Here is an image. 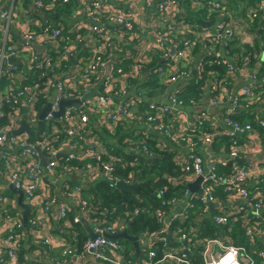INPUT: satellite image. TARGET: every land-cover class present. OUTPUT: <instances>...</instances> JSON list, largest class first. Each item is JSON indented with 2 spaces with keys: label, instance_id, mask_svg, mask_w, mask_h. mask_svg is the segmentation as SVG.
Masks as SVG:
<instances>
[{
  "label": "built area",
  "instance_id": "obj_1",
  "mask_svg": "<svg viewBox=\"0 0 264 264\" xmlns=\"http://www.w3.org/2000/svg\"><path fill=\"white\" fill-rule=\"evenodd\" d=\"M16 1L0 0L3 25L0 119L5 116L6 108L13 116L8 125L0 127V181L22 192V203L28 206L29 213L24 226L15 198L0 190V264H24L20 257L22 246L26 247L29 264H43V261L50 264H195L193 256L197 249H200L197 259L200 264H254L249 251L229 243L225 235L230 233L236 218L247 221L251 215L245 235L251 242L264 237L259 227L260 224L264 227V189L259 186L249 189L257 170L238 162L249 157L244 146L252 144L254 138L264 142V67L254 55H244L245 47L254 51L252 25L254 18L264 23V0H256L257 6L240 0L244 2L237 8L229 6L230 0H226V4L224 0H195L191 9L205 13L203 22H213L205 32L195 31L193 23L181 19L174 0H75L78 7L73 14L76 17L70 21L78 19L80 24L68 23L61 27L44 25L34 18L24 19L15 7ZM22 1L40 15H58L69 3V0ZM140 7L154 8L155 13L149 19L141 18L140 22L137 14ZM239 15L243 20L239 27L241 33L235 21ZM103 18L106 23L101 22ZM258 26L264 27L260 23ZM111 27L118 30L113 32ZM11 29L18 30L20 43L35 42L42 46L41 54L27 45L15 48L9 38ZM66 29L76 35L68 44L62 34ZM145 29L152 32L146 49L131 56L125 46L132 41H142ZM81 32L84 40L77 36ZM202 40L206 44H202ZM229 41L237 45L236 50L231 49ZM199 43L202 52L195 58L192 51ZM83 50H87L85 56H81ZM233 51L239 52L233 55ZM107 56L113 61L116 59L113 70L103 76L101 68ZM210 57L215 59L205 62ZM8 60L18 65L9 64ZM214 64L224 65L225 72L217 74L208 70ZM35 69L40 70L39 81L23 83ZM144 73L154 75L156 85L169 89L167 97L145 99L139 88L143 82L137 83ZM199 73H203V79L215 80L209 93L205 92L201 98L179 97L194 84ZM177 82H181V86L174 88ZM236 86L233 92L230 87ZM94 91L98 93L82 100ZM63 100H80V106L65 108L60 117H55ZM143 101L148 103L146 107H141ZM47 106L49 110L42 119L44 128L40 133L38 117ZM199 106L218 110L214 116L220 126L217 134L204 129L211 123L207 113L185 117L184 108ZM256 106L260 111L253 116L254 126L240 125L234 120V113ZM93 112H100L105 119L101 126L108 129L110 136L123 121L124 125L134 121L132 133L121 143L117 142L118 138L112 140L106 136L101 140L96 135H101L102 130L96 127V132L90 120ZM22 121L38 133L37 139H31L26 132L13 134ZM239 134L244 135L245 145L237 140ZM157 135L178 144L161 148L155 140ZM225 139H230V146L222 152L227 153L225 157L219 158L212 148ZM109 141L116 149H125L149 161H159L167 149L175 156L173 165L178 182L174 184L173 179L164 177L165 184L156 191L159 200L152 214L157 227L135 234L139 250V255L135 256L123 242L110 237L128 233L141 209L126 208L125 213L121 205H109L101 195H87V187L71 186L68 182L74 173L73 167L61 161L62 157L76 162L95 161V165L87 162L83 171L115 191L119 186L116 175L120 173H128L129 181L125 185H132L135 179L130 172L139 161L137 158L128 162L119 159L108 148ZM179 149L185 151L181 158L175 153ZM39 155L44 159L43 165ZM188 185L192 188L187 189ZM217 192L230 203L227 214L209 212V205L218 202ZM137 202L144 204L140 199ZM237 202L240 205H236ZM176 206H182L181 210L171 213ZM51 209L60 236L46 234ZM196 210L200 211L199 215ZM207 216L218 229L216 237L199 234V225ZM72 224L86 233L88 238L84 243L80 244L79 234ZM201 227L204 232L202 224ZM256 254L263 264L264 251Z\"/></svg>",
  "mask_w": 264,
  "mask_h": 264
},
{
  "label": "crops",
  "instance_id": "obj_2",
  "mask_svg": "<svg viewBox=\"0 0 264 264\" xmlns=\"http://www.w3.org/2000/svg\"><path fill=\"white\" fill-rule=\"evenodd\" d=\"M174 1L180 7V9H178V11H177V14H179V15L182 14V12H183L182 9L184 10V6L182 4L184 3V0H174ZM186 1L187 0H185V2ZM194 1L195 0H189L190 8H191L192 4L194 3ZM230 2H232V3L229 4V6L231 8H237V7L241 6V2L238 1V0L237 1L230 0ZM224 3L226 4L227 1L224 0ZM141 6H143V4ZM15 7L17 8L18 13L20 15L23 14L24 19L34 18V19H37L38 21H40L41 23H43L44 25H46V23H48V22L52 23L53 25H56V23H53L55 20H48V21L45 22V21H43L41 19V16L45 15V14L51 15L53 17L57 16V15H55V13H45V14L41 13L42 15H40L37 12L34 11V9H33V7L31 5L26 4L22 0L21 1L17 0L16 4H15ZM154 11H155L154 8L149 10L148 8L140 7L137 10V14L140 17V22H141V18H142V20L151 18L154 15V13H155ZM180 17H181V15H180ZM70 20L71 19L64 20L65 23H63V24L64 25H67L68 23L71 24V25L80 24V21L78 19H75L72 22ZM257 25H258V23H257ZM240 26H242V25L240 24L237 27V30H238L239 33L242 32L240 30V28H239ZM2 28H3V25L1 24V21H0V35L2 33ZM253 28L255 29V32H254V35H253L254 39H255V47H254V54H252V55H254L255 60L258 59V63H260V66L263 68L264 67V42L259 39L258 26L253 27ZM261 28H263V27H261ZM66 30H70V29H66ZM145 31H146V33H145L142 41H140V42L139 41L138 42L132 41L129 45L125 46V50L128 53H130L131 56L132 55H137L139 52H142V51H144L146 49V43L150 39V34L152 32L149 31L148 29H145ZM10 35H11L9 37L10 41L11 40L13 41V44H14L15 48L19 49L21 47H24V45L28 46L27 43L26 44L24 42L20 43V34L18 33L17 29H11ZM230 43H231V41H229V45H230L231 49L236 50L237 45L230 44ZM111 53L112 52H110L109 54H111ZM106 58H107V62L109 60H112V59H109L110 57H108V56ZM198 58H199V56H198ZM250 58L252 60L251 56H250ZM115 59H116V57H115ZM115 59L112 62V70H113V65L115 63ZM255 60H253V61H255ZM75 64H76V62L72 63L71 67H74ZM15 65L17 66L18 63L16 62ZM101 71H102V74L104 76L105 75L104 68H101ZM141 81L143 83H141L139 85V88L141 89L140 91L142 93L144 92L145 99H147V100L161 99L162 100L165 97H167L169 89H165V87H159L158 85H156V78H155L154 75L149 74V73H144V74H142V79L140 78V80L137 83H139ZM205 81H208L207 86H206V91H205L208 94L209 93V89H210L212 83L214 84L215 80L214 79L211 80L210 78H208V79H205ZM233 81H235L234 78H233ZM180 86H181V82H177V83L174 84L173 87L174 88H179ZM230 88L233 90V92H235L237 90L238 86H236L234 89L232 87H230ZM143 103H144V105H142L141 107H143V106L146 107L147 104H148V103H146L144 101H143ZM199 107H201V106H199ZM256 107L257 108L251 109V110H248V111H245V112H238L237 116L239 117V119L241 118L242 121H239V120L236 119V122L239 121L238 123L241 122L242 124H248L249 122H251L252 119H253L254 114L256 112L260 111V108L258 106H256ZM196 108H198V107H195V108H192V109L184 108L183 109V113H184L185 117L187 119H189V116H192L193 114H201L199 112L193 111ZM207 114L215 116L216 114H218V110H217V112L215 114H211V113H207ZM90 120L92 122V125L93 124L95 125L94 129H95L96 132H97V128L96 127H99L102 130L101 135L97 134L96 135L97 137L100 136L101 140L105 139L104 136H106L108 138H112V140L114 138H118V140H117L118 143H121L124 140V138L129 135V133H132L133 127H134V121H128L125 125H124V121H123V122H121L120 124H118L115 127V129L113 131L115 134L113 136H110L108 134V132H107L108 129L105 126H101V122H103L105 119L100 115V112L91 113L90 114ZM22 123L25 124V127H26L27 130L24 129V130H22L19 133L26 132L30 136L31 139H33V140L37 139L38 137L35 138V136H39L38 133H36L31 128H29L25 121H22L20 123L19 129L16 130V131L14 130L13 134H19L18 131L21 129ZM188 123L191 124L192 120H189ZM155 138H156L155 139L156 143L161 148H167L168 146L169 147H174L175 145L178 144V143L176 144V143L168 142L167 140H164L162 137H160L158 135L155 136ZM237 140L239 141L240 144L245 145L246 140L244 138V135H241V134L237 135ZM226 141L227 140L225 139V140H223V142H220V143L217 144L219 147H217V145H216L214 148H212L213 153L215 154V156H217L219 158L225 157V155L227 153H222V152L228 150L227 146H226V143H225ZM112 143L113 142H110V144H108L107 146H108L109 149L113 150L112 153L117 155L119 159H121V160H123L125 162H128V161H133L134 158H137V160L139 161V165L130 172L131 178L135 179L132 182L133 183L132 185H125V183L128 180V173H125L123 175L120 173L119 175H116L117 176L116 178L119 180V186L117 187V191L118 192H120V190H122V189H124L126 191L129 190V191H131V192H129L130 196H131L133 194H136L137 190L141 189V187L144 186L151 193H149V195H147V197H146L147 200L146 201H143V200H140V201H143V203L146 204V203H149V200H152L153 202H155V205H156L158 203V200H159L158 196L156 194V191H158L159 189L162 188V185H161V181L162 180H161V178L167 176L168 179H173L174 180L172 183L177 184L178 175L176 174L175 171H173L172 174H170L171 171L164 170V165L163 164L161 166H157V165H159V162H160V160L162 158L159 161H149V160L144 159L143 157H137V156L135 157V155L127 153V151H125V149H123V150L116 149ZM223 146L225 147V149H222ZM244 150H245V153H247V155L249 157H247V159H244V160L243 159H239L238 162L241 163V164H244L246 166L252 167L253 169L257 170V176H255L250 181L249 189H253L256 186H259V187H261V189H264V142L260 141L258 138H254L253 141H252V144H250L249 146L248 145L244 146ZM164 151H163V153H164ZM210 151H211V148H210ZM172 153H173V151H172ZM175 153H176V156L178 158H181L182 155L185 154V151L183 150V152H182L179 149V150H176ZM39 156L41 157V155H39ZM174 158H175L174 155H173V157L171 156V162L172 163L174 161ZM39 162L41 164L40 159H39ZM159 170L161 171V174H158ZM66 181L67 180L63 179V183H66ZM68 183L71 186L83 185V187H87L88 190H89L87 192V195H89V196L90 195H93L95 197L97 195L100 196V192L98 190V185H97V183L99 184L100 182L94 181L93 178H92V175L89 174L87 171L85 172L82 169H79L78 172H76V173L74 172L71 175V177H69V182ZM195 184H198V181H196ZM8 187H9L8 185H6V184H4L3 182L0 181V190H1V192H3L4 194L6 193V195L8 197L15 198L16 207L18 208V210L20 211V214L22 215L23 210L18 206V196L15 193L9 191ZM186 188L187 189H191L192 186L188 185ZM183 190H181V191H183ZM10 193H12L14 196L11 195ZM152 196H154V197H152ZM217 196H218L217 204H214V205L212 204L211 206L209 205L210 214H215V213H217L219 211L222 212L223 214H227L229 212V210H230L229 201L225 198V196L222 193L217 192ZM109 205L113 206V204H109ZM236 205H240V203L237 202ZM236 205H234V206H236ZM182 206L179 207V208L176 206L172 210L171 213L175 214V213L179 212L181 210ZM176 208H177V210H176ZM196 214L199 215L200 211L196 210ZM27 217H28V215H27ZM47 219H48V223H47V226H46V234L47 235L60 236V232L58 230H56L57 229L56 222L54 221L56 219L53 216L52 209L49 211V215H47ZM135 219H134V221H135ZM205 219H206V221L205 222L201 221V223L199 225V232L202 231L201 224L203 225L205 231L207 229V225L208 224H209L210 227L211 226L215 227L211 223V220H210V218L208 216L205 217ZM236 219L246 221L245 219H243L241 217H238ZM236 219H235V221H236ZM234 222H233V225H234ZM233 225L230 228V233L226 234L225 236H227L229 243L235 245V242H234L235 239L233 237V233H234ZM248 225H249V222H247V225L244 227V231H245V229H246V227ZM215 230H216V232H215L216 236H218V229L216 227H215ZM128 233H126L128 236H130L132 238H135L136 235H132L131 236V233H130L129 230H128ZM58 238H60V237H58ZM261 238L256 240V241H254V242L250 241L251 242V247L249 248L248 251H249V253L251 254L252 257H253V255L256 256V257H253L254 264H262L260 259H259V257L256 254L258 251H264V237H261ZM119 240H126L125 242H123V244L127 247V249L132 251V255H134V256L135 255H139L138 244H137L136 240H135L136 245L132 241H129L127 239H119ZM257 243L261 245V247H259V249L256 248ZM236 246H241V245H236ZM196 255H198V254H196ZM23 256H24V259H23L24 264H29L28 258L26 256V252L23 253ZM194 262H195V264L196 263L200 264V262H198L197 260L196 261L194 260ZM43 264H50V263H48L47 261H43ZM263 264H264V261H263Z\"/></svg>",
  "mask_w": 264,
  "mask_h": 264
},
{
  "label": "trees",
  "instance_id": "obj_3",
  "mask_svg": "<svg viewBox=\"0 0 264 264\" xmlns=\"http://www.w3.org/2000/svg\"><path fill=\"white\" fill-rule=\"evenodd\" d=\"M59 1V0H58ZM240 1V0H238ZM248 5H254L257 6V2L256 0H246ZM241 3H243L244 1H240ZM184 6V10L182 9V14L181 15V19H184L186 21H189L191 23H193V25L195 26V31H199V32H205L206 27H203L200 24V21L205 19V13H203L202 11H197V10H191L190 6H189V0H187L182 4ZM179 6V5H178ZM77 2L75 0H69V3L64 5L63 8H61L60 11H58L57 18L53 23H56V26L61 27L62 25H64L63 23L64 20H68L72 17H76V14H73L74 11L77 10ZM180 9V7H179ZM61 17V18H60ZM189 17V18H188ZM235 21L237 23V26L243 23L242 17L239 15L238 17H235ZM101 22L106 23L105 19H101ZM208 23V22H205ZM257 23H260L261 26L264 25V23H262L259 18H254V23H253V27L258 26ZM213 24V22H212ZM46 25L50 26L53 25L52 23L48 22L46 23ZM109 27V26H108ZM113 28V29H111ZM109 29L113 30V32H116V30H118L115 27H111ZM259 29V39L261 41L264 42V27L261 28L258 26ZM254 29V28H253ZM62 34L65 35L67 37V41L66 44L70 43L73 41V37H76V35H74L70 30H63ZM79 38H83V34L82 32L79 33L77 35ZM81 40H84L81 39ZM202 44H206L205 40L200 41ZM229 44V42H228ZM230 44H235L234 42L231 41ZM217 46H219V43L216 44ZM230 46V45H229ZM202 45L199 43V45H197V47H195V49L192 51V55H199V53L202 52ZM89 51V49H87ZM87 50H83L81 53V56H85L87 54ZM239 51H233L232 54L235 55L237 54ZM254 51L250 48V47H245L244 49V55H248V54H253ZM195 58H198V56H195ZM194 58V59H195ZM215 59V57H210L209 59H205V62H211ZM149 67V66H148ZM146 67V68H148ZM151 67H149L148 69H150ZM208 70L214 71L217 74H221L224 73L226 68L224 65H211L210 67H208ZM44 71V70H42ZM39 73L40 70L39 69H35L34 72L29 75V78L27 81H24L23 83H28L30 84L32 81H39ZM203 73H199L198 74V78L196 79V81L194 82L193 85L189 86L186 90V92L182 93L179 97L184 98V99H188L190 97H194V98H201L205 96V91H206V86L208 81H205V77H202ZM40 112V111H39ZM3 114L5 115L3 118L0 119V127L1 126H6L9 124V121L13 119V116L10 113V109L6 108L3 111ZM237 113H234V120L236 121H242L241 118L239 119V117L237 116ZM238 121V122H239ZM250 124H252L254 126V124L251 122H249ZM240 125H245L242 124L240 122ZM206 131L211 132L212 130L206 125L204 128ZM196 132L198 133L199 130H196ZM197 137V136H196ZM227 141L225 142L227 145V148L230 146V144L228 143V141H230V139H226ZM223 142V141H222ZM231 142V141H230ZM216 146V144L213 145V148ZM217 147H219L217 145ZM171 156L173 157V153L170 150H165L164 153H162V159L159 162V165L157 166H161L162 164L164 165V170L167 171H171L170 174H172L173 171H175V166L173 165V163L171 162ZM62 162H65L68 165H71L73 167V171L76 173L78 172L79 169L84 170V166L87 162H89L90 164H96L95 161H93L91 163L90 160H84L82 162H76L73 160H69L66 157H62L61 158ZM167 164V165H166ZM158 174H161V171L159 170ZM161 185L165 184L164 181V177L161 178ZM106 183L104 182H100L98 185V190L100 192V195L105 199V201L109 204H116V206L121 205L122 208L125 210L126 213V208L129 209H135V208H140L141 209V214L135 219V221L130 225V233L131 235H135L138 234L139 232H142L144 230H146L148 228V230H153L157 227V223L155 221V219L152 217V214L154 213V211L156 210V205L155 202H153L152 200H149V203L146 204H139L137 202L138 199L146 201V197L147 195H149V192L146 187H141V189L137 190L136 194H133L130 196L131 191H126L124 189L120 190V192L115 191L113 189L108 188L106 185ZM151 195V194H150ZM154 197V196H152ZM119 211H122L121 208H118ZM70 221L72 220V216L69 217ZM252 216L250 215V218L247 221L244 220H239L236 219V221L234 222V233H233V237L235 239V245H241L243 246L245 249L249 250V248L251 247V242L250 240L247 238V236L245 235V231H244V227L247 225L248 221H251ZM231 225V226H232ZM73 229L77 231V233L79 234V242L80 244L84 243L86 241V239L88 238L86 233L84 231L81 230L80 226L76 225V224H72ZM259 227L263 230L264 233V227L262 224L259 225ZM231 228V227H230ZM204 232H200L199 234L201 236H205V237H216V230L215 227L213 226H209V224L207 225V229L206 231L203 230ZM126 240H120V242H125ZM259 247H261L260 244L257 243L256 248L259 249ZM200 249H197L195 252V255L193 256V259L196 261L198 259V252ZM252 252V251H251ZM23 253H25V247L22 246L21 247V251H20V257L23 260L24 256ZM253 257H256L255 255H253ZM199 264V263H196Z\"/></svg>",
  "mask_w": 264,
  "mask_h": 264
},
{
  "label": "water",
  "instance_id": "obj_4",
  "mask_svg": "<svg viewBox=\"0 0 264 264\" xmlns=\"http://www.w3.org/2000/svg\"><path fill=\"white\" fill-rule=\"evenodd\" d=\"M33 9H34V7H33ZM41 19L46 22L48 20H56L58 18H57V16H54L53 17L51 15L45 14V15H42L41 16ZM200 24L203 27H206V28H209L210 26H212V22L205 23L203 21H200ZM27 44H28L29 47L33 48L38 55H40L41 52L43 51V47L40 46V45H38L35 42H28ZM112 62H113V60H109L107 63H105L103 65L104 70H105V76H107L108 73L111 72V70H112ZM8 63L9 64H15V62L13 60H8ZM93 93H98V92L97 91H94V92L88 94L87 96L83 97L82 100H85V99L90 98V96ZM71 106L79 107L80 106V100H63V101H61V103H60V110L55 114V117H60L61 114H62V112H63V110L65 108H68V107H71ZM48 110H49V106H47L42 111V113L39 115V117H38V120L41 121L40 122V127H41L40 133L43 131V128H44V125L42 123V119L44 118V116L46 115V113L48 112ZM193 111L199 112V113H211V114H215L217 112V109H209L206 106H201V107H198V108L194 109ZM24 129L27 130L26 127H25V124L22 123L21 129L18 131V133L21 132ZM37 137L38 136H35V138H37ZM39 159L41 161V164L43 165L44 164V159L42 158V156L41 157L39 156ZM8 190L11 191V192H13V193H15L18 196V206L23 210L22 215H21V219H22V222H23L24 226H26V224H27V215L29 213V208H28V206H26L25 204L22 203L23 194H22L21 191H18L16 189H14L12 186H9L8 187ZM84 225L88 229V231L90 233V236L93 237V235L90 232V230H89L88 225H87L86 222H84ZM110 238H112L114 240L127 239L129 241H132L136 245V243H135L136 238H132V237L128 236L125 232L120 233V234L115 235V236H111Z\"/></svg>",
  "mask_w": 264,
  "mask_h": 264
},
{
  "label": "rangeland",
  "instance_id": "obj_5",
  "mask_svg": "<svg viewBox=\"0 0 264 264\" xmlns=\"http://www.w3.org/2000/svg\"><path fill=\"white\" fill-rule=\"evenodd\" d=\"M141 4H142V2H141ZM147 28H148V27H147ZM145 33H146V31L144 30L143 36L145 35ZM174 50H175V49H174ZM141 56H142V54H141ZM195 56H199V55L197 54V55H195ZM146 59H149V57L146 58ZM193 59H194V58H193ZM115 66L118 68L117 64H115ZM208 115H209V121L211 122V123H210V129L212 130L211 133H212V134H217V132H219V130H220V126H219V124L216 122V120L214 119V115H210V114H208ZM216 140L219 141L218 138H216ZM10 194L13 195L12 193H10ZM13 196H14V195H13Z\"/></svg>",
  "mask_w": 264,
  "mask_h": 264
}]
</instances>
